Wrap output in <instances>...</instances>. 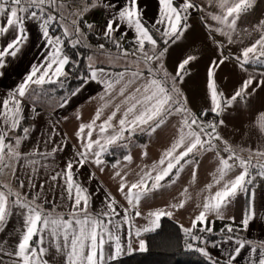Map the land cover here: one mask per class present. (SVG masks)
Returning <instances> with one entry per match:
<instances>
[{"label":"snow or ice","instance_id":"6c2138e0","mask_svg":"<svg viewBox=\"0 0 264 264\" xmlns=\"http://www.w3.org/2000/svg\"><path fill=\"white\" fill-rule=\"evenodd\" d=\"M80 3L84 5L82 11L77 9L66 13L65 0H0V17L5 20L4 24H0V39L5 38L10 31L15 32L12 39L0 45V69L5 67L6 58L17 57L26 44L28 39L25 30L26 19L39 21L46 49L43 59L31 66L23 80L0 103V226L6 224L13 208L22 209L24 214L18 243L11 250L4 246L6 242L0 243V264H5V258L11 264H58L55 257L52 261L46 259L53 251L63 258L62 264H109L125 250L146 252L147 242L142 236L156 231L160 227L161 219L165 216L171 217L173 212L165 209L151 210L144 216L146 224L137 226L136 218L142 216L139 208L141 200L154 190L165 187L162 182L174 184L186 166H194L192 179L195 181L199 163L197 157L207 152H214L218 163L212 174V182L205 186L207 194L203 198V203L197 205L202 210L192 219L190 227L181 226L185 235V247L199 252L209 260L212 259L207 248L196 243L204 245L208 243L196 233H213L215 220L208 219L209 215H212L217 220L229 221L220 231L228 234L226 240L236 245L227 255L226 264H233L245 247L250 249V264H264V241L239 236L241 228L246 231L250 222L255 219L254 194L249 186L254 184L256 177L264 179V145L258 144L256 148L240 147L238 152L236 147L224 140L218 131L224 124L223 119H204L210 113L213 117H221L238 98L243 100L251 95L248 89L254 82L256 87L252 89L253 92L256 88L264 86V79L256 81V77L249 74L230 97L225 96L224 92L218 89L215 73L216 69L230 57L223 55V44L217 42L221 58L219 61L213 59L207 71L210 107L203 109L197 116L187 106V97L178 84L183 82L187 66L197 57L189 55L180 61L175 75L165 68L164 57L168 52L167 46L179 41L189 29L188 20L191 14L189 10L203 11V8L193 0H183L179 4L174 3V0H158L159 10L151 23V28L143 21L139 0H126L125 5L119 7L115 15L107 21L103 38L112 43L115 53L111 49H106L104 44L98 45L96 51L100 56L106 57L109 63L124 60V69L112 77L104 68L96 67L95 54L88 57L89 72L80 77L83 81L81 87L89 81L103 84L104 91L99 96L101 103L91 121L81 123L75 133L81 142L80 150L76 152L78 159L67 161L65 168L51 174L45 181V183L51 181L49 190L57 186L60 188V199L65 201L64 206L69 208L67 218L64 213L56 211L55 201L51 202L53 204L51 209L44 207L49 203L47 198L43 197L44 183L39 184L40 190L35 191L31 199L19 190L24 189L26 185L30 189H36V177L40 168L49 167L42 164L37 157L47 160L63 150V147L57 144L50 151H42L39 146L28 153L20 151L22 143L31 133L30 127H22L23 101L25 99L31 101L32 112L35 113L36 104L52 91L45 88V85L57 84L63 87L64 80L61 78L68 77L66 66L70 63L75 64L64 53L65 39L72 47L86 39L79 22L84 14L95 6L89 4L88 0H80ZM208 3L216 11H210L206 17H201L205 21V27L209 33L217 32L231 44L235 42L234 34H238V21L254 8L256 0H208ZM207 19L214 21L215 25L207 23ZM54 24L59 25L60 35L50 31ZM122 26L134 32L133 38L129 41L130 48H124L121 43L127 32L122 33L119 39L114 36ZM86 27L91 30L93 25L86 24ZM252 31L258 33V38L249 46L243 47L240 55L231 57L237 61L242 71H247L245 65H264V20H261ZM129 57L132 59L129 60ZM261 76H264V72ZM79 91L80 88H77L72 95L78 94ZM67 103V98H64L60 107ZM109 107L113 110L101 121L105 109ZM173 116L180 117L177 135L157 162L146 169L142 168L137 173L136 182L130 185L125 179L127 174L115 172L114 178H120L118 191L128 205L121 206L123 215L121 216V212L117 210L118 201L110 193L106 194L105 206L100 212L95 214L90 212L91 197L88 189L78 179H74L76 176L73 172L74 165H77V173L85 163H93L100 167L104 164L101 157L111 147H127V143L122 142H131L132 137L138 132L151 136L165 126ZM77 119H81L79 114ZM97 121L101 122L97 124ZM252 127L264 139V111L259 112ZM21 128L22 135L10 136V133H15ZM93 133L96 134V139L92 138ZM216 141L224 145L223 149L219 148ZM43 143L45 146L54 143L53 135L50 134ZM221 152L227 153V156ZM244 152H247V157L241 154ZM142 155L147 156V152H143ZM124 160L130 163L132 156L126 155ZM18 167L31 170L30 173H26V181L18 175ZM100 171H104V168L100 167ZM6 175H11L17 181L16 188L12 186L11 181L5 182L2 179ZM94 175L91 173L89 178H93ZM169 177L174 178L167 180ZM213 188L216 189L214 192ZM241 194L248 195L249 201L240 225L236 226L235 217L226 214L229 206ZM181 196L184 199L169 205V209L178 210L191 199L187 188L183 190ZM2 230L0 227V231ZM133 244L137 247L133 248Z\"/></svg>","mask_w":264,"mask_h":264},{"label":"crops","instance_id":"0c3cea01","mask_svg":"<svg viewBox=\"0 0 264 264\" xmlns=\"http://www.w3.org/2000/svg\"><path fill=\"white\" fill-rule=\"evenodd\" d=\"M65 2L66 13L76 11L77 9L82 11L84 8L80 0H70V2L69 0H65ZM88 2L95 6L84 14L83 19L79 22L81 31L84 34L89 33L95 37V44L97 47L100 44H104L106 49H111L112 52L115 53V48L112 43L103 38V31L107 21L115 15L119 7L125 5L126 0H88ZM182 2L183 0H174L176 4ZM193 2L203 8V11L189 10L191 13L188 20L190 27L179 41L175 44L170 43L167 46L168 52L164 57V65L169 73L175 75L177 65L180 61L189 55L197 57L195 61H192L187 66V74L183 82L179 83L178 86L187 97V106L199 116L203 109L210 107L207 89V71L213 59L219 61L221 58L217 42L223 44V55L230 57L228 61H225L223 65L216 69L215 73V81L218 89L224 92L225 96L230 97L249 74L255 76L256 81L264 79V76H261V73L264 72V65H245L247 71H242L238 67L237 61L231 58L240 55L243 47L249 46L258 38V33L252 30L261 20H264V0H256L254 8L249 13L244 14L238 21V34H234L235 42L231 44L227 43V39L219 33H209L208 29L205 27V21L202 20L201 17H206L207 13L210 11H216L214 7L209 5L208 0H193ZM106 5H116L117 7H106ZM139 5L143 12V21L145 25L151 28V23L158 14V0H139ZM4 23V18L0 17V24ZM207 23L215 25V22L210 19H207ZM86 24L93 25V28L89 30ZM56 27H59V25L54 24L50 31L53 32L52 30ZM25 30L28 39L22 51L15 58H6L5 67L0 69V103H2L8 93L14 90L23 80L24 76L30 71L31 66L33 64H38L43 59L44 53L46 52L45 41L41 36L39 21L30 18L26 19ZM124 32H127V35L121 43L124 48H130L131 45L129 41L134 36L133 31L122 26L120 31L114 33V36L119 39ZM53 33L55 35H60L61 31L59 30ZM247 33H251V35ZM14 35L15 32L10 31L5 38L0 39V45L12 39ZM210 36L214 39L210 38ZM156 38L158 39V37ZM161 47H163L162 43ZM124 66L125 61L122 60L114 63H96V67L104 68L105 72L112 77H114L116 73L123 71ZM82 83L73 90L75 91L77 88H80V91L76 95H72V91L64 97L45 96L36 104L35 113L32 112V102L27 99L23 101L24 119L22 121V127H30L31 133L29 138L22 143L20 151L22 153H28L36 146H39L42 151H50L51 148L57 144L61 145L63 150L58 151L54 157L48 158L47 160L37 157L41 160L42 164H47L49 167L47 169L40 168L39 174L36 177V189H30L26 185L24 189L19 190L22 193H26L28 198L31 199L34 192L40 190L39 184L44 183L43 197H46L49 201L44 207L51 209L53 207L51 202L55 201L56 211L64 213L65 218H67L69 208L64 206L65 201L60 199V188L57 186L49 190L51 181H49V183H45V181L48 180L51 174L65 168L67 161L77 158L76 152L80 150L81 142L78 141L75 133L81 123H88L91 121L96 108L101 103L99 96L104 91V85L96 81H89V83L81 87ZM255 87L256 83L254 82L248 89L251 95L243 100L238 98L234 105L228 108L221 117H213L211 113L204 117L205 120H224V124L219 127L218 131L224 140L228 141L233 147H236L238 152L240 147L256 148L258 144L264 145V139H262L257 130L252 127L259 112L264 111V86L256 88V91L253 92L252 89ZM64 98H67L68 103L64 107H60V103ZM112 110V107L105 109L101 121L105 119ZM36 113H39V115H36ZM77 114L81 116V119H77ZM118 118L119 114L117 116V119ZM179 119V116H173L165 126L158 129L151 136L146 133H136L132 137L131 142H122L127 143V147H111L109 151L101 157L104 160V164L100 167H103L104 171H100V167H97L93 163H85L84 167L80 168L77 173V165H74L73 172L76 173L74 179H78L79 182L88 189V193L91 197L90 212L93 214L100 212L105 206L104 200L106 194L110 193L118 201L117 210L121 212V216L123 215L121 206L127 207L128 205L123 195L118 191L120 178H114L115 172L120 171L121 175L127 174L125 179L129 185L132 182H136L138 179L137 173H139L142 168L146 169L154 162H157L162 153L169 148L177 135ZM101 121H97V124ZM113 123H115V121H113ZM53 129H55V133H53ZM18 130L15 133H10V136L22 135V128L20 132ZM86 132L87 130L85 131V135ZM50 134L53 135L54 143H49L45 146L43 141L46 140ZM125 135H127V133ZM92 138H97L95 133H93ZM216 143L219 145L220 149H223L224 145L220 141H216ZM119 151H122V155L114 160H110L106 156L108 153L114 154ZM145 151L147 152V156L142 155ZM129 154L132 156V161L130 163L124 160V156ZM221 154L225 157L227 156V153L221 152ZM241 154L247 157V152ZM197 159L199 163L196 168L195 181L192 179V169L194 166H186L174 184L168 185L167 181L162 182L165 184V187L154 190L148 197L141 200L139 208L142 216L136 218L135 222L137 226L146 224L144 216H146L149 211L155 209L171 210L173 215L169 217L170 219L176 221L180 226L185 228L191 226L192 219L202 210L200 207H197V205H202L203 198L207 194L205 186L212 182V174L218 163L214 152L204 153L198 156ZM113 165L116 166L113 167ZM30 171V169L18 167V175L22 179H25V181L27 180L26 173H30ZM91 173L95 175L90 179ZM173 178L174 177H169L167 180ZM2 179L5 182L11 181L12 186L14 188L17 187V181L11 175H6ZM150 185L151 181H149V186ZM249 187L254 194L256 215L255 219L250 222L246 231L241 228L239 236L254 241H264V179L256 177L254 184ZM185 188L188 189V194L191 196V199H188L184 207L178 210L169 209V205L179 203L184 199L181 193ZM215 190L216 189L213 188L212 192ZM125 191H127V189H125ZM248 201L249 196L241 194L237 196L227 210V216L235 217L236 226L240 225ZM117 219H119V217H117ZM208 219L215 220L213 232L220 231L225 224L229 223L227 219L217 220L215 216L212 215H209ZM23 221V210L20 208H13L12 215L6 224L0 226L3 229L0 231V243L6 242L4 246L9 250L18 243L19 232L23 226ZM145 234L142 236L143 239H145ZM226 236L227 235L217 240H210L206 245L200 244V246L206 247L212 258L226 263L227 255L236 246L231 241H227ZM136 247L137 245L133 244V248ZM134 252L139 251L128 252L125 250L118 258ZM53 257L56 258L58 264H62L63 258L58 256L54 251L47 256L46 259L52 261ZM5 264H11V262L5 258ZM233 264H250V249L245 247Z\"/></svg>","mask_w":264,"mask_h":264},{"label":"trees","instance_id":"16d2710c","mask_svg":"<svg viewBox=\"0 0 264 264\" xmlns=\"http://www.w3.org/2000/svg\"><path fill=\"white\" fill-rule=\"evenodd\" d=\"M61 31L56 27L53 32ZM86 39L76 47L65 39L64 53L70 57L71 61L75 64L66 66L65 71L68 73L67 79L64 80L63 87L57 84L45 85V88L51 89L48 93L49 96L64 97L72 92L83 81L80 77L88 74V57L96 53L97 46L95 44L96 38L91 34H85ZM89 45L90 47H86ZM20 132V129L18 130ZM114 150V149H112ZM122 155V151L115 152L114 154H106L107 158L114 160ZM201 235L207 241L217 240L225 235L221 231L209 233H196ZM148 250L146 252H134L129 255L117 258L110 261L109 264H226L220 260L212 258L209 260L195 250H189L185 247V235L181 226L169 217H163L160 221V227L151 233L145 234ZM191 242V240H189ZM200 246L199 242H196Z\"/></svg>","mask_w":264,"mask_h":264},{"label":"rangeland","instance_id":"374dc122","mask_svg":"<svg viewBox=\"0 0 264 264\" xmlns=\"http://www.w3.org/2000/svg\"><path fill=\"white\" fill-rule=\"evenodd\" d=\"M94 54H95V56H96V59H97V62H98V63L108 62L107 58H105V57L99 55V52H96V53H94ZM94 54H92V55H94ZM92 55H91V56H92ZM128 59H131V58H128ZM120 61H121V60H120ZM120 61H119V62H120ZM122 61H124V60H122ZM121 63H122V62H121Z\"/></svg>","mask_w":264,"mask_h":264}]
</instances>
